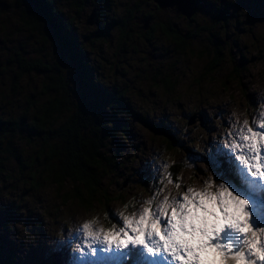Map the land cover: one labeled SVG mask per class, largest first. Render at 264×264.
I'll return each mask as SVG.
<instances>
[{"label":"rangeland","instance_id":"1","mask_svg":"<svg viewBox=\"0 0 264 264\" xmlns=\"http://www.w3.org/2000/svg\"><path fill=\"white\" fill-rule=\"evenodd\" d=\"M2 1L11 3L13 0ZM138 2L102 0L100 5L106 16L118 18L117 15L121 14L123 18ZM140 2L142 10L134 14L131 26L134 36L125 44L126 51L120 48L117 53V29H110L104 23V40L98 41L93 48L92 60L96 61L102 84L109 87L126 86L132 107L155 122L165 120L179 141L168 144L162 133L155 132L139 117L120 116V120L127 125L124 133L119 134L116 140L121 144L120 161L126 162L123 164L125 167L106 181L110 199L103 198L102 202H95L90 207L82 206L75 200L65 199L64 202L63 194L49 185L25 193L28 184L20 179L17 164L5 161L7 172L0 174L1 206L5 209L12 204L19 205L15 209L17 216L11 223L13 232L9 237L17 243L16 253L24 261L35 260V257L30 259L29 256H38L55 248L56 242L64 239L67 232H74L85 222L96 221V227L107 229L114 223L113 213L130 214L133 206L141 207V201L152 198L150 174L156 177L157 168L164 162L169 165L168 172L182 177L181 193L185 186L202 190L208 176L200 170H207L208 165L197 161L195 167H188V158L203 154L210 141H219L228 131L226 122L235 120L242 123L248 120L251 125L255 114L264 112V2L198 0L195 3L197 13L192 20L178 17L168 10L157 12L153 6ZM238 4L247 7L238 8ZM93 5L90 3L85 10H78L75 6L65 4L63 16L73 19L81 34H93L97 23H87L94 11L97 15ZM147 13H152L151 17L158 21L171 16L183 32L192 38V50L178 53L168 40L154 39L158 48L153 51L142 38L144 23H139V19ZM102 19L105 21L106 18ZM22 42H28L27 46L33 42L27 29L17 18L1 14L0 106L10 105L13 110L27 103L19 104L23 96L12 98L11 104L7 102L2 94L8 90L10 81L7 79L8 73L2 69L11 54L8 48L14 50ZM214 42L220 46L224 61L209 71V64L217 56ZM170 65L174 67L173 79H176L173 89L175 96H172L173 91L169 94L153 80H146L151 78L157 67L166 70ZM26 79L24 94L32 92L42 77L30 74ZM115 148L118 149V145ZM17 183L19 188L14 189ZM177 192L174 183H165L164 195H175ZM106 204H109L111 215L106 210ZM54 255L58 264L71 259L68 252Z\"/></svg>","mask_w":264,"mask_h":264},{"label":"trees","instance_id":"2","mask_svg":"<svg viewBox=\"0 0 264 264\" xmlns=\"http://www.w3.org/2000/svg\"><path fill=\"white\" fill-rule=\"evenodd\" d=\"M141 1L161 12L155 3ZM101 2L13 0L6 3L0 0V16L17 18L33 39L29 46L28 42H22L14 50L8 48L11 54L2 69L8 73L7 79L10 81L8 90L2 95L9 104L12 98L23 96L19 104L27 105H19L15 110L10 105L0 106V174L7 172L5 161L15 162L20 179L28 184L24 190L27 194L49 185L63 194L64 202L65 199L75 200L82 206L90 207L95 202H102L103 198L110 199L106 181L112 174L121 172L120 168L125 167L123 164L126 163L120 161L121 144L116 140L127 125L120 120L122 115L139 117L155 132L162 133L168 144L179 141L165 120L155 122L132 107L126 86L109 87L100 82V71L91 53L97 42L104 40V23L110 29H117V53L120 48L126 51L125 44L134 36L131 27L134 14L142 10L139 0L123 18L121 14L117 15L118 18H112L103 13ZM90 3L97 10V28L93 34L83 35L75 27L73 19L63 16V8L65 4H70L78 10H85ZM150 14L142 16L152 21L151 29L142 31V38L153 51L158 48L154 39L168 40L178 53L192 50V38L171 16L158 21ZM104 17L105 21L102 19ZM157 33L161 35L156 36ZM214 43L217 56L209 64V71L224 61L220 46ZM173 69L172 65L166 70L157 67L151 78L146 80H153L169 94L173 91L172 96H175ZM30 74L42 79L32 92L24 94L26 77ZM117 145L118 149L115 148ZM13 188H19L18 183ZM1 205L0 200V261L3 264H58L50 250L38 256H29L30 259L35 257V260L24 261L18 257L17 243L9 236L13 232L10 226L17 216L15 209L19 205L12 204L5 209ZM105 206L111 215L109 204Z\"/></svg>","mask_w":264,"mask_h":264},{"label":"snow or ice","instance_id":"3","mask_svg":"<svg viewBox=\"0 0 264 264\" xmlns=\"http://www.w3.org/2000/svg\"><path fill=\"white\" fill-rule=\"evenodd\" d=\"M226 127L219 141L188 158V167L208 165L200 170L208 176L202 190L181 193L182 177L164 162L150 174L152 198L141 207L113 213L107 229L85 222L50 252L71 255L60 264H264V112L251 125L233 120ZM165 183L177 194L164 195Z\"/></svg>","mask_w":264,"mask_h":264},{"label":"water","instance_id":"4","mask_svg":"<svg viewBox=\"0 0 264 264\" xmlns=\"http://www.w3.org/2000/svg\"><path fill=\"white\" fill-rule=\"evenodd\" d=\"M153 1L157 6L162 9H172L177 15H184L188 19L193 18L197 10L195 8V0H150ZM95 16L96 13L91 15V17L88 19L87 23L92 25L95 23ZM139 23L143 24V29L145 31H148L151 29V20L145 19L142 17V19H139ZM193 121V120H192Z\"/></svg>","mask_w":264,"mask_h":264},{"label":"bare ground","instance_id":"5","mask_svg":"<svg viewBox=\"0 0 264 264\" xmlns=\"http://www.w3.org/2000/svg\"><path fill=\"white\" fill-rule=\"evenodd\" d=\"M166 10H169L171 13L175 14L176 16H184V15H177L172 9H166ZM96 13V12H95ZM185 17V16H184ZM188 19V18H187ZM193 18H191L190 20H192Z\"/></svg>","mask_w":264,"mask_h":264}]
</instances>
